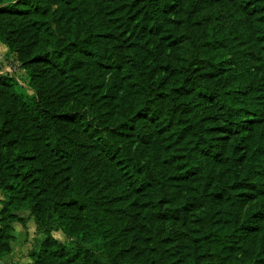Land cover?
Returning <instances> with one entry per match:
<instances>
[{"label":"trees","instance_id":"1","mask_svg":"<svg viewBox=\"0 0 264 264\" xmlns=\"http://www.w3.org/2000/svg\"><path fill=\"white\" fill-rule=\"evenodd\" d=\"M252 1L0 0L32 90L0 73V259L27 210L26 264H264Z\"/></svg>","mask_w":264,"mask_h":264},{"label":"rangeland","instance_id":"2","mask_svg":"<svg viewBox=\"0 0 264 264\" xmlns=\"http://www.w3.org/2000/svg\"><path fill=\"white\" fill-rule=\"evenodd\" d=\"M245 1H249L250 6H251L252 9L255 10V9L258 8L256 6V3L253 2L252 0H245ZM259 10H261V9L258 8V11ZM0 46L1 47H3V46L6 47L1 42H0ZM139 51L140 50H137V51L134 50L130 54V58H132L136 54H139L140 56H142V55L144 56V54L139 53ZM0 57H2V60H0V73L8 74V75H12V76L16 77L17 80L19 81V83L22 85V88H20V90L22 92L32 93V90L29 88V86L27 84L28 83V75H27L26 71L21 67V65L18 62L16 56L14 54L10 53V52H7V51L2 52L0 50ZM123 76H124V73H123V75L120 78H116L115 80H121ZM80 99L82 100L84 105L87 104L86 98H80ZM228 143H230V141H228ZM135 149L138 151L137 156L141 157V151L143 150V145H139V146L135 147ZM2 205H3L2 202H0V206L1 207H2ZM1 207H0V209H1ZM32 223H34V222H32ZM168 226H170L172 229H177L178 231H185L187 229L186 225H172L171 223H169ZM40 234L41 233L37 232V234L35 236V234L30 233V235L32 237V241H30V243H29V248L30 249L38 247L37 246L38 241L40 242L39 236L40 237L42 236V240L44 239L45 235L44 234L40 235ZM56 235L62 241L66 240L64 234H62L61 232H58V234H56Z\"/></svg>","mask_w":264,"mask_h":264},{"label":"crops","instance_id":"3","mask_svg":"<svg viewBox=\"0 0 264 264\" xmlns=\"http://www.w3.org/2000/svg\"><path fill=\"white\" fill-rule=\"evenodd\" d=\"M0 50L2 52H4V51L8 52L7 46L6 47L0 46ZM4 198H5L4 192L2 190H0V201L3 200ZM2 207H3V205H2ZM2 207H1V209H2ZM1 209H0V211H1ZM18 215L20 217L27 218V222H26V224H23L21 222H15L13 224L14 240L11 242V251L3 260L5 262H7L8 260H11L13 262H19L21 264H26V263L32 262V258L28 255L29 251H31L33 249L39 250L41 243L44 239L42 240V236L41 237L39 236L40 242L37 240L38 241V244H37L38 247L30 249L29 243H30V241H32V237H31L30 233L35 234V236L37 234V226H36L35 220L33 217H29V211H27V210L19 211ZM32 222H34V223H32ZM58 232H60V231L53 232V235L56 238H58L56 235V234H58Z\"/></svg>","mask_w":264,"mask_h":264},{"label":"water","instance_id":"4","mask_svg":"<svg viewBox=\"0 0 264 264\" xmlns=\"http://www.w3.org/2000/svg\"><path fill=\"white\" fill-rule=\"evenodd\" d=\"M0 264H7L4 260L0 259Z\"/></svg>","mask_w":264,"mask_h":264},{"label":"built area","instance_id":"5","mask_svg":"<svg viewBox=\"0 0 264 264\" xmlns=\"http://www.w3.org/2000/svg\"><path fill=\"white\" fill-rule=\"evenodd\" d=\"M0 60H2V57H0ZM12 71V70H11Z\"/></svg>","mask_w":264,"mask_h":264}]
</instances>
